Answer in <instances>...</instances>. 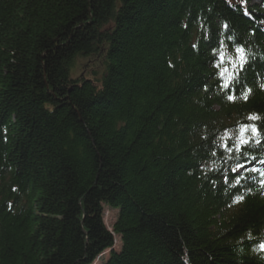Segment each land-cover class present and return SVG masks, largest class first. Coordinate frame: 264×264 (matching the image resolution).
Here are the masks:
<instances>
[{
  "label": "trees",
  "instance_id": "trees-1",
  "mask_svg": "<svg viewBox=\"0 0 264 264\" xmlns=\"http://www.w3.org/2000/svg\"><path fill=\"white\" fill-rule=\"evenodd\" d=\"M262 86L261 0H0V264H264Z\"/></svg>",
  "mask_w": 264,
  "mask_h": 264
},
{
  "label": "snow or ice",
  "instance_id": "snow-or-ice-1",
  "mask_svg": "<svg viewBox=\"0 0 264 264\" xmlns=\"http://www.w3.org/2000/svg\"><path fill=\"white\" fill-rule=\"evenodd\" d=\"M261 2H264V0H261ZM225 27H227V26H225ZM212 51H213V53L215 52V47H213ZM235 52L238 55V58L241 61V63L235 66V71H234L232 79L229 81L228 84L224 85V88L226 90H230L231 91V94L228 95V99L230 101H234L236 99L237 90H238L236 86H240L241 85V77H242V75L246 74V72L251 67V65L248 63L247 59L245 58V54H244L245 53V49L243 47H235ZM216 59L218 61H220V63H222L224 58H223V55H221L219 57H216ZM213 66H215L217 68L219 67L218 64H214ZM225 71H227V70H225ZM220 78H223V73H220ZM262 87H264V86H262ZM239 90L242 92L243 88L241 87ZM251 91H252L251 88H248L247 89V93H244L242 98L247 100L248 95L251 94ZM259 119H260V117L255 116V115L249 116V120H252V121H256V120H259ZM249 127H251V131L253 133V136L258 137V136L261 135L260 128H258L255 124L250 125V126H245L243 131L241 132V140H240V144L243 145V146H247V145H249L252 142L250 139L244 138V133H246L248 131ZM256 143L260 144L261 140H256ZM224 147L227 149L228 145L225 144ZM240 150H241L240 148H237V151H240ZM253 159H255V157H253ZM262 163H264V161H262ZM243 167H244V165H239L236 169H234V171L237 173V175L240 174L239 170L241 168H243ZM225 182H227V180ZM262 187H264V182H262ZM241 200H243V196L238 197L233 202L234 203H238ZM260 248H261V251H264V244H261Z\"/></svg>",
  "mask_w": 264,
  "mask_h": 264
},
{
  "label": "rangeland",
  "instance_id": "rangeland-1",
  "mask_svg": "<svg viewBox=\"0 0 264 264\" xmlns=\"http://www.w3.org/2000/svg\"><path fill=\"white\" fill-rule=\"evenodd\" d=\"M116 217V211H113L107 207L103 208V221L106 225V227L110 230L111 229V225L114 221ZM120 248V243H119V239L117 237H115L114 239V249L118 250ZM109 251H104L99 257L98 259H96L94 261L93 264H99L101 260H103L104 258L107 257Z\"/></svg>",
  "mask_w": 264,
  "mask_h": 264
}]
</instances>
